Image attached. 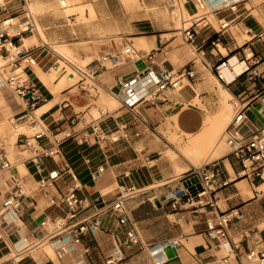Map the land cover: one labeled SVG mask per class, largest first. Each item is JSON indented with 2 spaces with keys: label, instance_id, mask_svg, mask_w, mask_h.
Here are the masks:
<instances>
[{
  "label": "built area",
  "instance_id": "1",
  "mask_svg": "<svg viewBox=\"0 0 264 264\" xmlns=\"http://www.w3.org/2000/svg\"><path fill=\"white\" fill-rule=\"evenodd\" d=\"M14 0H0V82L8 93L19 104V109L13 114L11 126L17 133L16 143L29 153L24 161L34 168V171L20 173L10 159L4 144L0 141V264H20L30 256L31 251L41 248L47 243H54L55 256L65 260L72 255H78L73 264H97L90 257L91 247L83 242V237L103 228V215L110 214L117 223L124 225V238L115 244L110 252L103 254L99 264H129L125 248L140 246L149 248L148 262L141 264H164V247L168 244L178 245L179 239L155 245H147L141 237L136 221L130 215L127 201L147 191L146 187L129 181L132 171L138 167L127 168L118 175L120 193L110 202L97 205L87 196L78 194V186L63 191L66 174L76 181L78 174L70 162L62 160L61 166L49 168L45 161L52 159L58 163L64 159L63 144L74 138L78 145H97L104 151V162L97 165L91 172L93 179L105 172V163L122 142H130L133 137H139L145 132L152 131V124L134 111L140 126L132 131L127 124L110 130L103 119L92 118L80 129H75L80 116L75 113L67 121V126L59 124L51 128L42 115L39 107L48 99L45 86L38 80L33 68L43 62L47 71L52 70L57 77L65 76L69 81L76 78L75 83H83L93 72L76 64L72 59L59 53L46 42L25 44V37L37 31L36 17L30 10L27 0H21L14 7ZM65 6V0H61ZM188 0H168L170 7L183 9ZM195 11L189 15L188 25L180 28L184 40L197 51L203 52L202 45L197 43V35L202 27L212 25L207 11L206 0H192ZM240 0H225L221 9L234 10ZM14 10V12H13ZM219 10V8L214 9ZM23 18V20L21 19ZM236 18V17H235ZM184 20V21H187ZM235 19L220 22L219 36L211 41L216 46L220 35L231 27ZM251 41L262 36L264 30L256 32L249 30ZM124 53L130 59L141 61L148 70L136 71L133 77H119L118 83L124 94V104L133 108L138 102L157 104L167 100V92L178 91L186 83L195 81L197 72L192 64H184L175 69L168 67L157 58V49L142 50L129 44ZM111 54L103 56V60ZM230 58L221 59L214 65L217 79L230 84L240 76H245V85L238 94H232L228 105L232 110L231 117L223 129L220 140L228 147L227 154L231 155L240 165V175L246 178L258 192L264 184V127L258 128L250 123L247 111L258 106L264 113V57L250 54L246 59L251 60L247 68L235 75L231 80L226 79L224 69L230 67ZM96 89L95 85H92ZM229 86V85H228ZM97 91V90H96ZM146 157V156H145ZM147 159V157H146ZM89 163V156L84 158ZM220 157L208 160L195 166L188 174L180 176L181 183L167 193L168 204L177 213H186L190 222L201 213L210 212L204 219L205 233L215 240L210 249L221 250L223 254L217 259L218 264H228L234 259L235 264H264V243L257 230L250 232L255 245L242 250L230 235L233 219L238 215L236 208L222 210L216 196V185L224 186L227 180L219 182L221 174ZM35 177V184L28 187V181ZM185 182V183H184ZM38 195L45 197V209L53 207L59 211L45 215L35 229H27L24 219L27 212L38 206ZM151 200V199H150ZM184 234L181 233L180 237ZM199 261L201 259L199 258Z\"/></svg>",
  "mask_w": 264,
  "mask_h": 264
},
{
  "label": "crops",
  "instance_id": "2",
  "mask_svg": "<svg viewBox=\"0 0 264 264\" xmlns=\"http://www.w3.org/2000/svg\"><path fill=\"white\" fill-rule=\"evenodd\" d=\"M32 2L38 8L44 9L50 7L54 1L32 0ZM209 5L212 9L213 19L218 27L210 19L212 25L202 27L199 30L196 41L198 45H202L203 52L197 53L196 51V54L202 57V63L212 75L216 77L214 65L219 63L221 59L234 57L237 60L243 61L246 69L251 63V60L246 59L250 54L253 53L258 57H264V34L253 38L249 41L250 43L247 42L251 36L249 30H255L256 32L264 30V2L256 5L254 0H240L234 10L230 8L221 9L222 3L221 1L219 3V0H209ZM253 7L258 11L257 13H254ZM184 8L189 13L190 11H192L191 13L195 11L192 0H188ZM216 8H219V10L215 11L214 9ZM38 17L42 24L50 23L52 20L50 15ZM232 18L235 20L231 23V27L223 35H220V41H216V46H213L211 41L217 39L219 36L220 22ZM74 19L75 17H71L73 22ZM138 20H141V22L135 23V25H144L152 28L146 35L132 37L137 39L138 44L148 47L149 50L157 49L158 60L164 62L168 67L177 69L186 64L187 59L174 48L173 43L175 40H171L170 38L164 39L162 35L166 33L162 32L161 28H155L162 24L158 17H146ZM180 34L182 36L181 31ZM38 37L41 39L40 35ZM239 37L241 41H239ZM182 39L186 42L183 36ZM29 40H33L32 35H30ZM126 40V43L131 44L132 41L129 38ZM24 41L26 40L24 39ZM188 45L190 46V44ZM220 45L225 52L220 49ZM109 49H112L116 56L113 57L110 51L106 54H111L112 57H107V59L103 60V56L106 55L104 54L102 57L100 56L90 61L86 65V68L91 69L93 72L90 74L91 77H87L83 83L72 82L66 87L58 88V77L56 80L50 81V83L45 81L44 76L48 71L45 70V66L42 63L38 66L40 70H37L36 67L33 68L38 80L45 86L48 94L47 101L39 107L38 112L51 128L57 124L66 127L68 119L75 113L80 116V121L74 125V128L76 130L81 128L79 124L86 119L85 111L90 106V96H92L88 93V90L86 91L84 84L87 79L91 78L98 85L102 86L103 90L108 93L111 92L119 100H117L119 103L118 107L101 112L100 115V118L105 120L103 123H106L110 130H115L123 124H127L132 131L138 129L140 120L135 118L134 111H137L141 117L152 124L153 129H156L154 125L165 117L164 113L168 109L177 110L180 103L197 97L200 93L198 88H200L201 92L205 93V90L201 88V85H204L203 81H200L202 79V68L198 63H194V68L197 72L195 81L186 83L178 91H168V99L159 104L153 105L147 102H138L131 108L124 104V94L118 83V78L133 77L136 71L146 72L148 67L141 61H135L130 58H128L129 60L124 58L122 60L119 54L120 46L117 44ZM45 78L49 81L47 77ZM220 83L230 90L231 95H235L245 85H248V80L243 75L230 84H225L221 81ZM234 83L240 85L241 88L233 90L232 85ZM9 95L14 99L10 93ZM17 105L19 106L18 103ZM163 106H167L166 109H162L161 107ZM186 112V108H179L176 113L178 115L177 123L179 127L186 132L198 130L202 126V116L199 113L188 116ZM247 115L251 124L258 128L264 127V113L259 111L257 105L251 107L247 111ZM152 131L145 132L139 137H133L130 142H122L118 145L106 160L105 172L95 179L92 178L91 172L97 165L104 162L105 152L100 150L97 145H78L74 138L67 140L63 144L65 151L64 159H59L58 163L52 159H47L45 164L47 167L52 168L57 165L61 166L63 164L62 160L70 162L78 174V180L74 181L66 174L65 183L62 184L63 191L73 186H78V194L87 196L97 205H101L104 201L110 202L115 198L118 193L119 174L129 167H138L132 171L128 180L137 183L139 186L146 187L147 191L130 198L127 201V206L130 215L136 221L144 242L151 246L167 242L171 239L180 240L178 245L168 244L164 247L162 255L165 261L164 264H218L217 259L223 252L220 249L215 251L210 249V245H215V240L204 232V219L206 216L211 215V213H201L188 222L186 221V217H190L189 213L182 216L183 213L173 211L167 202L166 195L171 189L181 183L180 176L182 175L176 174V168L174 167L170 170H165L161 158L150 160L148 154L146 155L147 159L145 156L142 157V151L148 150L152 142H154V138L150 135ZM87 156L91 158L89 163L84 160ZM147 160L153 161V164H149ZM220 162L221 174L219 182L227 180L228 183L224 186H220L219 183L216 185L218 204L222 210L230 208L238 210V215L233 219L230 227V235L240 248L245 251L255 245L250 234L252 230H257L264 242V192L256 191L249 181L240 175V165L231 155L227 153L223 156L220 155ZM23 164L26 172L29 171L30 166L25 161ZM16 167L20 172H25L20 170L19 164ZM28 182L35 184V177L29 179ZM260 186L259 189L263 188L262 185ZM247 188L251 190L250 194L247 192ZM37 200V208L27 212L24 218L27 221V229H35L45 215H54L59 211L53 207L45 209V197L43 195H38ZM102 221L104 229L88 233L83 237V242L91 247L90 257L97 264L102 261L103 254L110 252L115 244H119V240L114 236V233H118V237L121 240L124 238L123 231L125 226L117 223L112 215H103ZM181 233L184 234L183 237H180ZM47 244H50L49 246L53 248L55 255L54 243ZM263 244L260 243L258 247H261ZM45 247L31 251L30 256L24 258L20 264H73L70 258H67V262L66 260H58L56 256L53 259L48 255L49 253L45 250ZM124 251L129 264H141L150 260L149 248H140L139 245H136L132 248L124 247ZM199 258L201 261H199ZM228 264H235L234 259H231Z\"/></svg>",
  "mask_w": 264,
  "mask_h": 264
},
{
  "label": "rangeland",
  "instance_id": "3",
  "mask_svg": "<svg viewBox=\"0 0 264 264\" xmlns=\"http://www.w3.org/2000/svg\"><path fill=\"white\" fill-rule=\"evenodd\" d=\"M20 1L21 0H14V7L16 5L18 6ZM27 1L30 10L36 17L38 34L37 31L33 34L36 36L37 41L27 40L25 44L30 45L43 42L42 39L38 37V35L41 34L42 38L46 40L52 48L83 67L93 59L100 56L102 57V55L110 51L113 57H115L114 51L109 48L116 46V44L120 46L119 54L121 59H128L123 52V47L129 45L125 42L127 38L132 41L131 44L136 48L149 50L148 47L138 44L137 39L132 37L146 35L152 28L144 25H135V23L141 22V20H138L141 18L158 17L162 24L155 28H161V31L166 33L163 34L162 37H164V39L170 38L171 40H175L173 43L174 48L180 52V55L187 59L186 64L194 65V63H198L201 66L202 79H200V81H203L204 84L201 85V88L205 90V93L201 92L200 88H198L200 93L197 97L180 103L177 110L168 109L164 113L165 117L154 125L156 129L152 127L153 131L150 135L154 138V142H152L148 150L142 151V157L148 154L150 160L161 158L165 170H170L174 167L178 175H186L193 170L195 166L201 165L211 160V158H218L217 156H209V152L211 149H214V146L219 142L220 134L231 117L230 111L226 106V100L230 98L231 94L223 91L221 87L223 85L202 63V57L197 55L196 51L182 39L180 28L184 24H189L187 19H189V15L192 11L189 13L187 9L183 8V17H180L181 10L170 7L168 0H66V7L60 5V0H52L54 2L51 3L50 7L44 9L38 8L32 0ZM254 2L257 5L264 2V0H254ZM173 9L175 10L173 11ZM207 11L209 19H212L216 25L210 5H208ZM253 11L254 13L258 12L255 7H253ZM41 15H50L52 18L51 22L42 24L38 17ZM71 17H75L74 22L71 20ZM21 19L23 20V18ZM216 27L218 26L216 25ZM238 39L241 41L240 37ZM219 47L225 52L221 45ZM41 63L43 62L41 61ZM36 69L40 70L37 66ZM45 70H47V66H45ZM42 75L44 76V74ZM45 77H47L49 81ZM56 78L57 74L52 70H49L44 76L47 83L56 80ZM58 78V88L66 87L76 80L75 78L69 81L65 76ZM90 84L95 85L96 89H93V86H90ZM84 85L86 91L88 90V93L92 96H90V106L87 111H85L86 119L79 124L81 125L80 127L90 122L92 118L99 117L101 112L113 110L119 106L117 99L111 95V92L108 93L101 89L100 85L97 83H91L90 79H87ZM240 88V85H236L235 83L232 85L233 90H238ZM204 95H206V97H204ZM103 106H105V108ZM166 107L163 106L161 108L166 109ZM179 108H186L188 116H192L199 112L203 118L202 126L194 132L183 131L177 123L178 115L176 113ZM18 109L19 106L17 102L11 98L4 84L0 82V141L4 144L13 163L16 164L17 162L20 165V170L26 172L22 160L26 158L29 153L24 151L19 146V143H16L17 133L11 126L13 114ZM219 116L226 117L224 120L220 121V124H224L216 134L212 135L205 151L197 152L191 150L192 152L186 153L184 149L188 147L191 138H195L204 128L207 129L213 125ZM12 135L16 136L12 137ZM218 148L219 154H222V156L229 151L227 145L225 147L219 146ZM147 162L153 164V161L147 160ZM30 170L34 171V168L30 166ZM32 186H34V184L28 182V187ZM247 189L250 190L249 188ZM48 245L50 244H45L41 248ZM48 253L50 257L55 259L53 248L48 251ZM78 257L79 256L76 254L68 258L73 261ZM65 260L67 262V259Z\"/></svg>",
  "mask_w": 264,
  "mask_h": 264
},
{
  "label": "bare ground",
  "instance_id": "4",
  "mask_svg": "<svg viewBox=\"0 0 264 264\" xmlns=\"http://www.w3.org/2000/svg\"><path fill=\"white\" fill-rule=\"evenodd\" d=\"M61 1V0H60ZM59 1V3H60V5H61V2ZM127 1V0H126ZM220 1H221V3H222V5H224V1L225 0H219V3H220ZM206 2H207V6L209 5V0H206ZM65 6H63V7H66L67 6V1L65 0ZM221 5V6H222ZM62 6V5H61ZM175 9H173V11H174ZM177 10V9H176ZM180 17H183V12H182V9H181V11H180ZM37 34H38V27H37ZM39 34H40V32H39ZM43 34V33H42ZM30 37V36H29ZM29 37H26L25 38V40H26V42H27V40H29ZM40 37H41V39H42V41L43 42H46V43H48L46 40H44L43 38H42V36H41V34H40ZM31 39V38H30ZM32 39H33V41H37L36 39V36L35 35H32ZM127 45H125L124 47H123V52H124V49H125V47H126ZM110 57H112V55H110ZM37 67L38 66H40V64L39 65H36ZM35 66V67H36ZM245 68V63L243 62V61H241V60H237L236 58H234V57H232V58H230V67L229 68H226V69H224V72H225V75H226V79L227 80H231L235 75H237V74H239L241 71H243V69ZM90 82L91 83H96L95 81H94V79H90ZM92 84H90V86H91ZM101 87V89H103V87L102 86H100ZM222 87V89H223V91L225 92V93H230V90H228V88H225L224 86H221ZM112 95V94H111ZM112 96H114V95H112ZM117 100H118V98L116 97V96H114ZM119 101V100H118ZM226 106H227V108H228V110L230 111V115H231V110H230V107H229V105H228V100H226ZM104 108H105V106H103ZM108 109V108H107ZM195 111V110H194ZM198 111V110H197ZM199 113V112H198ZM226 117L225 116H219L217 119H216V121L214 122V124L213 125H211L210 127H208L207 129L206 128H204L202 131H201V133H199L198 134V136H196L195 138H191V141H190V143L188 144V147L186 148V149H184V151L186 152V153H190V152H192L191 150H195V151H200V152H202V151H205V149L208 147V145H209V140H211V138H212V135H214V134H216L218 131H219V129L222 127V125L224 124V123H221L220 124V121L221 120H224ZM228 123V122H227ZM227 125V124H226ZM225 125V126H226ZM225 128V127H224ZM223 128V129H224ZM223 131V130H222ZM222 133V132H221ZM13 136H16V135H12V137ZM220 136H221V134H220ZM225 147L226 146V144L223 142V141H221L220 140V137H219V142L214 146V149H211V151L209 152V156H219L220 157V155H222V154H219V148L218 147ZM24 160V159H23ZM22 160V164H23V161ZM16 164H18L17 162H16ZM24 165V164H23ZM19 170V169H18ZM21 173H26V172H21ZM263 187H264V184L262 185ZM259 187H261V186H259ZM259 187H258V189H259ZM117 188H118V193H117V195L115 196V197H117L118 195H119V193H120V190H119V187L117 186ZM260 189H262L263 191H264V189L263 188H260ZM259 189V190H260ZM247 192L250 194L251 192H250V190H247ZM45 250L48 252V251H50V250H52V247H50L49 245L48 246H46L45 247Z\"/></svg>",
  "mask_w": 264,
  "mask_h": 264
}]
</instances>
